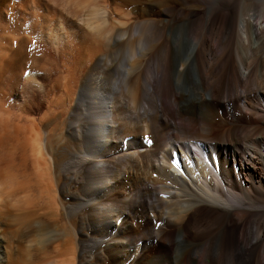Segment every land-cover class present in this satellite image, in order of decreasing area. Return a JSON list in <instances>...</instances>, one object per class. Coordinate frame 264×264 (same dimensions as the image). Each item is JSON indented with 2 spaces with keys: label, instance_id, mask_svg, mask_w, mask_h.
Listing matches in <instances>:
<instances>
[{
  "label": "bare ground",
  "instance_id": "6f19581e",
  "mask_svg": "<svg viewBox=\"0 0 264 264\" xmlns=\"http://www.w3.org/2000/svg\"><path fill=\"white\" fill-rule=\"evenodd\" d=\"M0 10V264H264V0Z\"/></svg>",
  "mask_w": 264,
  "mask_h": 264
},
{
  "label": "rangeland",
  "instance_id": "374dc122",
  "mask_svg": "<svg viewBox=\"0 0 264 264\" xmlns=\"http://www.w3.org/2000/svg\"><path fill=\"white\" fill-rule=\"evenodd\" d=\"M0 12H1V10H0ZM2 13V12H1ZM0 13V19H1V16L3 15V13L1 14ZM3 17V16H2ZM15 17L16 18H19V16H18V14H16L15 15ZM6 18H8V17H6ZM30 21V20H29ZM73 22V21H72ZM66 24V23H65ZM69 25H70V27H69ZM51 26H53V25H51ZM51 26H50V28L49 29H51ZM74 26V25H73ZM72 26V24L70 23V24H66V25H64L63 24V26H61L60 27V29H58V31H60V32H62V34H64L63 32H66V33H71V34H77L78 32L80 33V25L78 24V26L80 27H78V26H74L73 27ZM74 29H73V28ZM76 27V28H75ZM78 27V28H77ZM79 29V31L78 32H75V31H77V30ZM83 29V28H82ZM173 29H174V27H173ZM0 31H1V29H0ZM49 31H53V29L52 30H49ZM48 31V34H47V38H45L47 41H45L44 42V45H45V47L47 48V49H45V52L44 53H42V52H40L39 50H35L34 49V55H33V50L31 49V50H29V57L32 55V58H33V60H34V62L36 63V61L35 60H37V58H38V60H41V57L43 56L42 54H46L47 56H50V57H52V55H53V57L52 58H56L57 60H59V55H58V51L57 52H55V50H57V48L55 49V45L54 44H52L51 43V41H50V33L51 32H49ZM82 31V30H81ZM54 32L55 31H53L52 33H51V35L52 34H54ZM73 32V33H72ZM1 33V32H0ZM64 36H65V34H64ZM47 43V44H46ZM49 44V45H48ZM54 45V46H52V45ZM53 47V48H52ZM47 50V51H46ZM32 51V52H31ZM36 51H38V52H40V53H35ZM43 51V50H42ZM32 53V54H31ZM113 52H111V54H109L108 55V61L109 62H112V69H117V68H119V62H120V60H122V57H124L122 54L120 55V56H118V57H115V54H112ZM36 54V55H35ZM39 54V56H37ZM49 54V55H48ZM42 55V56H41ZM37 56V57H36ZM56 56V57H55ZM36 57V59H34ZM111 57V58H110ZM31 58V57H30ZM56 60V61H57ZM107 60V59H106ZM116 60V61H115ZM148 69H150V67H149V65L148 66H146V68H144V71H145V73H146V75L148 74V72H149V70ZM33 77H32V79H30L31 81H32V85H33V83L34 84H41V86L44 88V89H48V88H50V85H51V82L48 84V82H46L45 81V79L43 78V74H40L38 71H35V72H33ZM148 76V75H147ZM50 77H52V76H50ZM27 77H25V76H19V78H18V81H17V83H14L13 84V82H11V83H9L11 86H12V91H7V93H6V96H4V99L2 98V102L4 101V105H6V107L7 108H9V109H11L12 110V112H14V113H16V114H23V115H27L28 117L30 116V118L31 117H35L36 118V116H38L36 113H33L32 111H30L29 109H28V103H29V101H45L44 99H43V94H40V95H37L35 98H32L31 97V89L30 88H28V87H26V82H28V81H30V80H27L26 79ZM27 80V81H26ZM30 81V82H31ZM17 85V86H16ZM14 86L16 87V89H15V92L13 93V91H14ZM258 89H255L254 90V92H253V94H250L251 96L250 97H248V98H246V99H243V98H239L238 100H237V104H238V106H240L241 105V103H242V101H244V100H247V101H250L251 103H256V102H259V101H257L258 99H260V98H264V92H262V91H264V88L263 87H257ZM54 90V89H53ZM52 90H50V92H51ZM11 93H13V94H11ZM163 101L165 102V106L167 107L168 105H169V100L167 101L166 99H163ZM167 101V102H166ZM256 101V102H255ZM20 102H21V104H20ZM239 102V103H238ZM241 102V103H240ZM257 104H259V103H257ZM41 106H43V104L41 103L40 104ZM200 115V116H199ZM201 116H203V114H201V113H199L198 114V120H197V122H198V125L200 124L201 125V123L203 122V120H202V118L203 117H201ZM261 116H263L264 117V113H261ZM176 119V118H175ZM174 118H171V119H169V121L171 122H177L178 120L176 119L175 120ZM199 119H201V121L199 120ZM204 119V118H203ZM174 120V121H173ZM203 124V123H202ZM145 132L143 131L139 136H137V138L139 139V140H142V144L144 145V147H147V148H149V147H151L150 145H152L151 143H152V141L151 140H149V134L148 133H145ZM147 134H148V136H147ZM144 135V136H143ZM126 138H133V135H130V136H126ZM145 140H147L146 142H145ZM149 140V141H148ZM151 142V143H150ZM184 142V141H183ZM185 143V142H184ZM152 176H153V174H152Z\"/></svg>",
  "mask_w": 264,
  "mask_h": 264
}]
</instances>
